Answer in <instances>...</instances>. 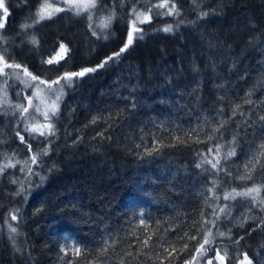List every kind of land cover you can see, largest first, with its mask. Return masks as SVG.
<instances>
[{
	"label": "trees",
	"instance_id": "trees-1",
	"mask_svg": "<svg viewBox=\"0 0 264 264\" xmlns=\"http://www.w3.org/2000/svg\"><path fill=\"white\" fill-rule=\"evenodd\" d=\"M163 2L98 0L92 21L87 13L77 16L66 10L25 34L20 25L32 22L41 0H6L7 43L0 48L6 49L10 63L51 81L65 71L96 67L118 52L127 40L131 8L146 12ZM175 3L179 17H157L153 8L151 23L138 25L143 39L137 36L115 61L65 87L53 121L56 136L50 138L51 152L39 167L33 165V171L45 179L40 184L38 176L32 177L27 199L26 193L16 195L19 184L11 182L16 179L27 186L21 164L0 175V264H101L105 241H115L106 264H120L122 258L125 264H187L203 235L201 214L212 219L216 203L229 204L231 215H222L215 227L205 226L215 237L211 249H227L228 264H237L244 254L252 264H264V209L242 197L205 203L212 197L208 189L214 180L221 197L233 188L243 191L254 183L264 185L260 165L253 179L235 178L238 165L251 152L264 151L260 147L264 145L260 119L264 116V0ZM113 8L111 26L97 28L99 18ZM204 11L208 16L200 18ZM167 24L173 25L172 33L156 31ZM32 35L39 39V47L28 43ZM60 42L68 46L66 58L59 65L42 64ZM17 92L31 95L30 89L10 79L8 98L13 105L25 103ZM221 121L226 122L223 128L207 140ZM22 123L19 113L12 114L7 105L0 108V165L7 162L5 155L15 154L20 161L30 155L15 136L17 124ZM234 137L235 155L225 162L223 154ZM216 144L221 145V165L231 176L205 171L209 165L196 167L202 156L213 158ZM32 145L37 151V143ZM209 148L213 153H208ZM260 163L264 164V156ZM260 197L264 198V187ZM248 203L252 208L245 223L232 226L235 212ZM16 209L18 219L11 220L9 214ZM8 224L19 233L14 243ZM218 231L226 235L218 236ZM185 233L196 235V240L181 239ZM149 235L148 247H140ZM70 243L80 246V255L61 252ZM172 247L177 249L172 255L163 252ZM129 251L132 256H126Z\"/></svg>",
	"mask_w": 264,
	"mask_h": 264
},
{
	"label": "snow or ice",
	"instance_id": "snow-or-ice-1",
	"mask_svg": "<svg viewBox=\"0 0 264 264\" xmlns=\"http://www.w3.org/2000/svg\"><path fill=\"white\" fill-rule=\"evenodd\" d=\"M63 6H58V5ZM98 7V0H41L39 7L36 12L33 14L32 22L22 23L20 25L21 30L27 34V30L29 28H35L36 24L41 23L44 20L52 19L56 14L63 11H70L77 16L83 15L87 13V19L89 21L93 20L94 10ZM121 7H123V2L121 3ZM157 9L155 15L157 17L164 16H174L179 17L181 15L180 9L177 7L175 0H164L163 3L153 4L147 8L146 12L139 11L135 6H133L130 10V16L132 19L129 21V31L127 35V40L124 43L123 47L120 48L118 52L113 53L111 56L107 57L106 60L102 61L96 67H85L80 69L79 71H65L55 79L51 81L46 79H41L40 76L34 75L32 72L28 70L26 66H22L19 63H10L8 59H6L7 51L6 49L0 48V80L3 81L2 86H0V107L7 105L12 109V114L19 113L20 120L23 122L22 124H17V129L15 131V136L19 140V142L24 145L27 152L30 153L28 158L24 161H20L15 158V154L12 156H4V159L7 161L3 165H0V175H3L4 172L7 171L8 168H16L17 164H21L19 171L24 174V179L27 181V186L24 182L13 179L11 182L13 184H19V188L16 192V195L25 194V199H27V194L31 193L33 188L32 177L38 176L40 184L43 183L45 177L41 176L39 172L33 171V165L39 167L41 165V159L45 156H48L51 152L52 140L51 137L56 136V128L54 126L53 121L57 118L60 102L62 96L64 94L65 87H71L73 83L78 79L82 78L89 73L96 72L98 69L103 68L108 61H115L118 57L121 56L133 43L134 39L138 36L139 39H143V29L138 27V25H142L145 23H151L152 16L149 13L152 12V9ZM160 9H166V11L161 12ZM9 9L6 6V0H0V44L7 43L3 35V29L6 27L7 18L9 16ZM208 12L204 11L200 13V18L208 16ZM116 13L113 8L112 11L108 13V15L100 17L99 22L96 25L97 28L101 30L107 29L111 26V22L115 19ZM180 21L176 24V28L178 29L180 26ZM89 28H93L92 23H89ZM156 31H161L165 33H172L174 31L172 24H167L166 26L156 29ZM92 35L96 36L97 31L95 29L92 30ZM107 38L106 36L104 37ZM28 43L33 45L34 47H39V39L32 35L28 39ZM69 51L68 46L63 42L58 44V48L54 50V54L50 55L48 58H45L41 61L42 64L45 65H59L62 60L66 58L67 52ZM198 71V69H195ZM12 79L15 81H19L24 85L25 90L28 88L33 89L31 95L24 94L22 95L20 92H17V96L21 97L25 100V103H18L13 105L8 98V81ZM63 81V83H61ZM53 85L56 87L53 88ZM42 93H44L42 95ZM251 95V94H249ZM35 100V103H34ZM251 103L250 100L247 101ZM135 105H133L134 107ZM32 110L31 112L29 110ZM27 114V115H25ZM233 114H235V109L233 110ZM37 116L41 117V119H37ZM261 120H264V116L260 117ZM96 118L93 119V123H95ZM226 122L221 121L219 123V127L213 128L211 130V134L207 135V140L211 141L215 138L216 133L220 132V129L223 128ZM195 131V130H193ZM23 133V134H22ZM25 135H27L28 140L25 139ZM43 138V139H41ZM191 137H189L190 139ZM180 143H184L181 141L179 137L175 138ZM3 141H0L2 143ZM32 142H36L38 145L37 151L33 152ZM197 142H202L197 140ZM44 145L40 147V145ZM264 149V145L260 146ZM220 148L221 145H214L215 155L213 158L209 159L208 155H204L201 157V162L196 164L197 168H204V165H209L210 168H205V171H212L213 174L224 172L226 176H231L232 173L221 165V156H220ZM146 153L151 155L152 153L147 151ZM208 153H213V148L208 149ZM235 155V137L233 141L229 145V150L223 154V160L226 162L229 158ZM264 156V151L255 154L253 160H249L245 165L243 174H238L235 178L241 181L251 180L253 179L252 173L256 171L257 165H260V168L264 170V164L260 163V157ZM15 160V163H13ZM53 167H55L53 165ZM52 169H49L51 171ZM213 187L208 189L209 192L212 193L211 198H206L205 203H209V199L214 202H218L221 199L224 201H235L237 197L250 199L251 202H254L257 207H261L264 209V198L260 197V192L264 185L253 184L252 187H247L243 191H237L233 188L231 191H225L223 196L216 194V189L219 187L217 182L212 181ZM39 187V184L36 185ZM209 207H212L209 204ZM19 209L11 212L10 218L11 220L18 219ZM199 222L200 228L199 232L203 233L200 238V242L198 243V247L194 249L195 254L192 256L191 260L187 262V264H197V258L204 259L207 257L208 251H214V257L208 258L205 261V264H213V259H215L218 264H224L225 257H227L228 252L227 249L224 250L223 255L220 254L219 249H211L210 246L214 243L213 233L211 228L205 227L206 225H211L215 227L217 220L220 219L221 215L225 217H230L231 215V206L229 204H224L221 206L219 203H216L215 207H212V211L210 213L212 219L203 218ZM140 223L144 225V220L141 219ZM195 226V222H194ZM242 226V225H241ZM147 227V225H145ZM8 229L10 233V239L15 242L16 235H19L17 228L11 224H8ZM218 236H225L224 232H217ZM190 239L196 240V235H189L188 233L184 234V237L181 239ZM230 238V234H229ZM151 236L140 241V247H148L149 240ZM243 239V237H240ZM234 243H239V240L234 241ZM115 247V241L112 244H109L107 241L103 243V246L100 249L99 255L105 257L104 261H101V264H106L107 253L110 248ZM183 247L187 249V243H184ZM72 251L74 255L81 254V248L79 245L75 243H70L65 248H61V252L68 254L69 251ZM177 249L175 247L163 248V252L167 255H172L175 253ZM132 252H127L126 256H132ZM235 259V258H234ZM88 264H94L93 261H88ZM120 264H125V260L122 258L120 260ZM240 264H252V261L247 257V254H244L243 259L240 261Z\"/></svg>",
	"mask_w": 264,
	"mask_h": 264
},
{
	"label": "rangeland",
	"instance_id": "rangeland-1",
	"mask_svg": "<svg viewBox=\"0 0 264 264\" xmlns=\"http://www.w3.org/2000/svg\"><path fill=\"white\" fill-rule=\"evenodd\" d=\"M58 6H63L62 4L61 5H58ZM59 14V13H58ZM58 14H56L53 18H55ZM52 18V19H53ZM17 83L19 82V81H16ZM23 87H24V85L21 83V82H19ZM3 84V83H2ZM56 86H53V88H55ZM67 88V87H66ZM66 88H64V92H65V90H66ZM28 89H30L31 90V93H32V91H33V89H31V88H28ZM44 93H42V95H43ZM65 95V93L63 94V96ZM63 96H62V99H61V101L63 100ZM34 103H35V100H34ZM4 106H6V105H4ZM4 106H2V107H0V108H3ZM30 112L32 111L31 109L29 110ZM37 118H38V116H37ZM39 118H41V117H39ZM42 119V118H41ZM258 151H255L254 153L253 152H251L250 154H249V157L247 158V159H245L243 162H241L239 165H238V167H237V171H236V174L238 175V174H243V172H244V168H245V165L248 163V161L249 160H253L254 159V156H255V154H258L257 153ZM251 208H252V204H247V205H245V206H243L242 208H240V209H238V211L237 212H235V214H234V216H233V219H232V226H237V225H242V224H244L245 223V218L249 215V213H250V211H251ZM222 216V215H221ZM213 237H214V235H213ZM214 240H215V237H214ZM212 245V244H211ZM211 245L210 246H207L206 245V248H208V247H210L211 248ZM217 249H219V248H217ZM220 250V249H219ZM220 254L221 255H223V252L220 250ZM212 257H214V252L213 251H208V253H207V257H205L204 259H200L199 257L197 258V264H205V261H206V259H208V258H212ZM243 259V257L238 261V263L237 264H240V261ZM213 264H218V262L215 260V259H213ZM224 264H228V255H227V257H225V261H224Z\"/></svg>",
	"mask_w": 264,
	"mask_h": 264
},
{
	"label": "bare ground",
	"instance_id": "bare-ground-1",
	"mask_svg": "<svg viewBox=\"0 0 264 264\" xmlns=\"http://www.w3.org/2000/svg\"><path fill=\"white\" fill-rule=\"evenodd\" d=\"M127 50H128V49H127ZM127 50H126V51H127ZM126 51H125V52H126Z\"/></svg>",
	"mask_w": 264,
	"mask_h": 264
}]
</instances>
